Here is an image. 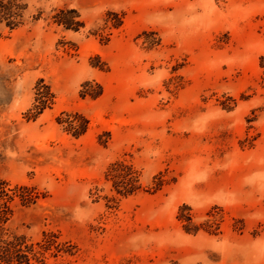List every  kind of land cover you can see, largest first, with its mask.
<instances>
[{"label": "rangeland", "instance_id": "1", "mask_svg": "<svg viewBox=\"0 0 264 264\" xmlns=\"http://www.w3.org/2000/svg\"><path fill=\"white\" fill-rule=\"evenodd\" d=\"M23 2L0 24V178L41 196L7 228L61 243L32 264H264V0Z\"/></svg>", "mask_w": 264, "mask_h": 264}, {"label": "trees", "instance_id": "2", "mask_svg": "<svg viewBox=\"0 0 264 264\" xmlns=\"http://www.w3.org/2000/svg\"><path fill=\"white\" fill-rule=\"evenodd\" d=\"M28 4L23 0H0V24L5 22L11 29H16L25 22ZM79 13L76 9H60L55 15V22L64 25L66 28L80 29L84 22L77 19ZM38 18V17H37ZM47 94V92H46ZM45 94V95H46ZM46 95L44 103L49 100ZM42 110L40 111V113ZM69 130L76 136L85 134L89 129V119L77 112L74 118L66 120ZM107 176L113 180L115 189L122 196L133 195L140 191L143 186L140 182V174L132 164L124 161L113 163L107 172ZM162 182V181H161ZM161 183H158L157 189ZM41 193L35 186L15 184L0 178V264H32V260H42L44 251L51 246L60 248L61 243L56 239L57 236H46L44 243H29L24 235H18L7 228L15 212V207L19 203L26 207L35 204L40 198ZM190 230V229H188ZM194 231L199 230L195 226Z\"/></svg>", "mask_w": 264, "mask_h": 264}]
</instances>
